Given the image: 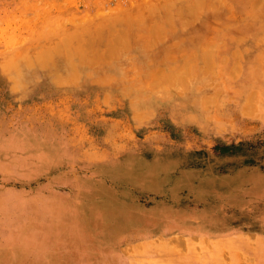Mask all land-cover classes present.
I'll use <instances>...</instances> for the list:
<instances>
[{
	"label": "rangeland",
	"instance_id": "1",
	"mask_svg": "<svg viewBox=\"0 0 264 264\" xmlns=\"http://www.w3.org/2000/svg\"><path fill=\"white\" fill-rule=\"evenodd\" d=\"M88 3L0 0V142L23 159L31 131H75L83 188L121 205L117 220L80 243L1 246L0 264H264V37L214 43L227 51H61L60 35L92 31L77 20ZM211 8L264 28V0ZM1 173L0 187L17 185Z\"/></svg>",
	"mask_w": 264,
	"mask_h": 264
},
{
	"label": "crops",
	"instance_id": "2",
	"mask_svg": "<svg viewBox=\"0 0 264 264\" xmlns=\"http://www.w3.org/2000/svg\"><path fill=\"white\" fill-rule=\"evenodd\" d=\"M86 1L91 7L77 20L91 21L92 31H84L85 24H78L75 31L60 35L61 41L56 44L63 52L227 51L213 48L219 46L214 43L230 37H264V28L245 29L241 18L235 22L213 18L211 7L216 0ZM67 130L66 136L58 138L41 135L48 130L31 131L35 134L27 139L31 147L23 159L14 157L16 152L9 148L11 142H0V161L6 164L0 169L2 177L17 183L0 187V252L4 245L53 243V239L63 237L79 242L100 224L101 229H109L117 220L121 205L114 204L109 195L99 199L93 186L83 188L78 133ZM108 172L111 178L117 174L114 166ZM120 220L126 227L127 218ZM3 261L0 258V263Z\"/></svg>",
	"mask_w": 264,
	"mask_h": 264
}]
</instances>
